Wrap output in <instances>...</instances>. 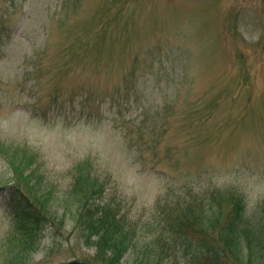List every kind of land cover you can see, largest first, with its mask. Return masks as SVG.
Listing matches in <instances>:
<instances>
[{
	"label": "rangeland",
	"instance_id": "rangeland-1",
	"mask_svg": "<svg viewBox=\"0 0 264 264\" xmlns=\"http://www.w3.org/2000/svg\"><path fill=\"white\" fill-rule=\"evenodd\" d=\"M3 36L0 264H99L83 190L129 229L124 264H186L169 225L190 191L263 207L264 0H0ZM16 190L51 219L32 241Z\"/></svg>",
	"mask_w": 264,
	"mask_h": 264
},
{
	"label": "trees",
	"instance_id": "trees-1",
	"mask_svg": "<svg viewBox=\"0 0 264 264\" xmlns=\"http://www.w3.org/2000/svg\"><path fill=\"white\" fill-rule=\"evenodd\" d=\"M5 38H0V45L5 43ZM80 46L73 43L72 51ZM90 180L93 184V179ZM100 192L99 188L92 190L90 199ZM16 193L17 190L8 194L9 201L4 211L13 219L23 216L29 222L25 236L32 241L41 236L51 219L42 215L40 222L32 215L29 200L21 201L16 198ZM189 193L192 198L182 201V204L177 203L174 224L169 225L175 241L183 248V257H190L186 264H264V204L260 211L250 214L243 194L235 189L208 187L199 195L202 201L192 191ZM86 196L83 190V204L78 211L77 222L89 234L88 238L94 239L92 245L100 259L99 264H124V257L133 243L129 229L118 224L117 217L120 216L112 206L101 207ZM25 260L17 253L16 259L5 264H24ZM65 264L90 263L78 260ZM133 264H163V261L146 256L143 261Z\"/></svg>",
	"mask_w": 264,
	"mask_h": 264
}]
</instances>
